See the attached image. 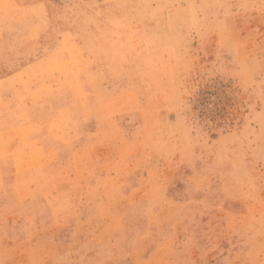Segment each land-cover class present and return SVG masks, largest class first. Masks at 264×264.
Returning a JSON list of instances; mask_svg holds the SVG:
<instances>
[{
	"label": "rangeland",
	"instance_id": "374dc122",
	"mask_svg": "<svg viewBox=\"0 0 264 264\" xmlns=\"http://www.w3.org/2000/svg\"><path fill=\"white\" fill-rule=\"evenodd\" d=\"M0 264H264V0H0Z\"/></svg>",
	"mask_w": 264,
	"mask_h": 264
},
{
	"label": "bare ground",
	"instance_id": "6f19581e",
	"mask_svg": "<svg viewBox=\"0 0 264 264\" xmlns=\"http://www.w3.org/2000/svg\"><path fill=\"white\" fill-rule=\"evenodd\" d=\"M34 1H35V0H34ZM34 3H35V2H34ZM17 13H18V12H17ZM13 14L15 15V13H13ZM18 14H20V13H18ZM14 15H13V16H14ZM114 16H115V15H114ZM26 25H28V24H26ZM146 33H147V32H146ZM64 65H65V64H64ZM64 65H63V67H64ZM68 67H69V66H68ZM72 67H73V66H72ZM66 69H67V68H66ZM73 69H74V68H73ZM64 71H65V70H64ZM66 72H67V70H66ZM74 73H76V72H74ZM69 74H70V73H69ZM70 77H71V76H70ZM81 77H82V76H81ZM72 79H73V78H72ZM82 79H83V78H81V80H82ZM70 80H71V79H70ZM77 80L79 81L78 78H77ZM72 81H73V80H72ZM72 81H71V83H72ZM74 81H75V80H74ZM78 83H79V82H78ZM71 87H72V86H71ZM76 87H77V86H76ZM68 89H69V88H68ZM85 89H86V88H85ZM63 91H64V90H63ZM65 91H66V90H65ZM69 92H70V91H69ZM77 92H78V91H77ZM71 97H72V96H71ZM79 99H80V97H79ZM79 101H80V100H79ZM73 104H74V103H73ZM68 108H69V107H68ZM75 108H76V107H75ZM60 116H61V115H60ZM71 116H72V115H71ZM59 118L61 119V117H59ZM57 119H58V118H57ZM68 119H69V118H68ZM58 120H59V119H58ZM60 121H61V120H60ZM69 121H71V119H70ZM61 122H62V121H61ZM59 124H60V123H59ZM59 124H58V125H59ZM61 124L63 125V123H61ZM65 124H66V122H65ZM65 124H64V125H65ZM67 124H68V123H67ZM65 127H66V126H65ZM57 128H58V127H57ZM69 128H71V127H69ZM72 129H73V128H71V130H72ZM59 130H60V129H59ZM56 131H57V130H56ZM57 132H58V131H57ZM68 132H69V131H68ZM68 132H66L65 134L67 135ZM70 132H71V131H70ZM73 132H74V131H73ZM71 133H72V132H71ZM71 133H69V134H71ZM63 134H64V133H63ZM65 134H64V135H65ZM73 134H75V133H73ZM66 135H65V136H66ZM71 136H72V134H71ZM20 163H21V162H20ZM20 163H19V164H20ZM20 166H21V165H20ZM26 174H27V173H26Z\"/></svg>",
	"mask_w": 264,
	"mask_h": 264
}]
</instances>
